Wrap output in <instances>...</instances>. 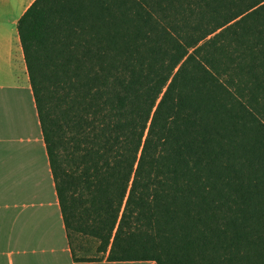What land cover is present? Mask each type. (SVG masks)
Returning <instances> with one entry per match:
<instances>
[{
    "label": "trees",
    "instance_id": "1",
    "mask_svg": "<svg viewBox=\"0 0 264 264\" xmlns=\"http://www.w3.org/2000/svg\"><path fill=\"white\" fill-rule=\"evenodd\" d=\"M18 30L77 259L264 264V0H35Z\"/></svg>",
    "mask_w": 264,
    "mask_h": 264
},
{
    "label": "crops",
    "instance_id": "2",
    "mask_svg": "<svg viewBox=\"0 0 264 264\" xmlns=\"http://www.w3.org/2000/svg\"><path fill=\"white\" fill-rule=\"evenodd\" d=\"M35 0H0V264H157L71 250L18 30Z\"/></svg>",
    "mask_w": 264,
    "mask_h": 264
},
{
    "label": "rangeland",
    "instance_id": "3",
    "mask_svg": "<svg viewBox=\"0 0 264 264\" xmlns=\"http://www.w3.org/2000/svg\"><path fill=\"white\" fill-rule=\"evenodd\" d=\"M83 243H85V244H87L88 246H91L92 248H94L95 249V247H96V245H98V243H96V242H87V240H85ZM79 254L81 253H84V252H78Z\"/></svg>",
    "mask_w": 264,
    "mask_h": 264
}]
</instances>
